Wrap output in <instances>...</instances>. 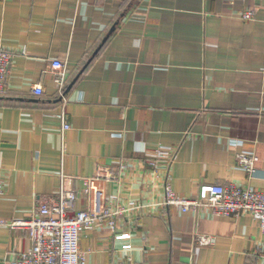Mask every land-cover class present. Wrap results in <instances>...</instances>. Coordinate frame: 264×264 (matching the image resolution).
Listing matches in <instances>:
<instances>
[{
  "label": "crops",
  "instance_id": "crops-1",
  "mask_svg": "<svg viewBox=\"0 0 264 264\" xmlns=\"http://www.w3.org/2000/svg\"><path fill=\"white\" fill-rule=\"evenodd\" d=\"M0 45L13 52L0 96V219L29 218L61 185L87 207L83 178L98 167L114 172L100 183L112 202L161 200L166 164L179 196L205 183L264 191V0H0ZM56 59L69 74L64 103ZM158 145L176 153L155 176ZM243 150L258 158L254 173L236 166ZM115 222L81 234L85 264H264L248 213L169 205ZM30 245L25 229L0 226V264Z\"/></svg>",
  "mask_w": 264,
  "mask_h": 264
},
{
  "label": "built area",
  "instance_id": "built-area-1",
  "mask_svg": "<svg viewBox=\"0 0 264 264\" xmlns=\"http://www.w3.org/2000/svg\"><path fill=\"white\" fill-rule=\"evenodd\" d=\"M252 10L242 13L243 19H251ZM13 52L0 45V96L6 93L7 74ZM51 75L58 97L65 102L68 72L64 64L56 59L51 62ZM33 92L40 94L42 87L35 85ZM70 128L65 116L61 114V131ZM176 149L171 146L158 145L153 150V158L148 165L151 172L157 176L160 159L168 163L172 161ZM257 156L253 151L243 150L236 154V166L248 173L255 172ZM162 179V199L140 204L135 201L124 203L112 202L104 192L101 182L111 180L115 175L112 169L98 167L92 176L83 178L81 194L88 197L85 208L75 209L78 192L67 190L61 185L56 195L48 200L39 201L33 214L24 220L7 221L0 219V226L8 228H23L31 241L30 247L22 252L5 258L2 264H85L79 239L84 231L106 225L112 230L116 226L118 216L130 213L144 207L176 206L181 212L194 213L205 209L209 215L216 217H236L248 213L264 233V191L252 187L229 184H201L195 196H179L171 187L169 167L164 166ZM3 182L0 180V194ZM128 234L117 235L116 238H126ZM195 241L199 245L211 244V238L198 235ZM130 245H123L124 249Z\"/></svg>",
  "mask_w": 264,
  "mask_h": 264
}]
</instances>
